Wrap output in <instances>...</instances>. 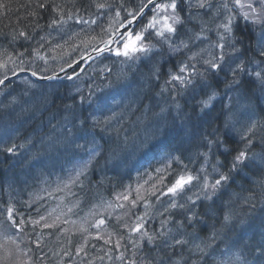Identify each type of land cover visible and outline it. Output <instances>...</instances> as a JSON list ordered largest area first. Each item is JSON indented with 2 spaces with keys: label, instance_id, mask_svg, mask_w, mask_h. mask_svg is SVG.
Wrapping results in <instances>:
<instances>
[{
  "label": "snow or ice",
  "instance_id": "1",
  "mask_svg": "<svg viewBox=\"0 0 264 264\" xmlns=\"http://www.w3.org/2000/svg\"><path fill=\"white\" fill-rule=\"evenodd\" d=\"M8 7V4L0 2V9L7 10ZM35 8L50 9L54 16L47 27L61 33L70 20L80 25L100 27L97 20L101 14L107 16L109 12L114 13V16L110 17L111 23L108 27L101 28L107 39L100 34L87 33L81 38V33L77 32L69 36L63 44L57 43L50 51L62 50L71 40L73 48H90L91 52L102 59L111 60L114 57L121 64H127L129 61L134 64L140 62L148 69L143 81L137 82L133 79L135 73L129 75L131 65L128 66V72L120 71L116 74H113L111 67L105 65L104 71L108 74L104 77L108 81L105 88L99 85L95 89L90 87L85 94L82 88L74 85V93L70 92L67 97L70 103L58 98L64 107L61 125L63 134L52 140L49 147L73 156L75 162L69 177L72 184L79 183L83 187L81 178L87 180L89 173L99 165L100 160L107 162L128 154V137H125L124 141L117 139V125L124 116L117 108L125 106L121 101L126 98L134 84L146 93L158 88L156 97L176 92V96L170 95L171 102L166 107H160L159 112L154 113L157 123L148 139L167 136L178 124L185 136H200V144L195 153L166 154L165 159L171 163L156 171L167 175H159L157 183H153L149 189L142 193V185L135 189L128 185L125 192L115 196V202L109 201L98 206L108 213L107 216L99 212L90 213L98 216L92 224V227L97 229L95 239L113 245L105 253L108 259H113L111 253L114 250L123 248L124 251H120L116 256L120 264H210V261L211 264H253L249 260V254L255 252L258 253L254 257L255 264H264V231L254 247H250L245 241V229L237 239L221 248V245L225 244V238L235 231L237 225L246 223L244 219L238 218L231 208V198L237 195L234 192L229 194L230 203L219 210L218 219L212 225L210 233L203 236L198 234V231H208L205 215L198 209L204 208L206 213H214L216 201L222 199L237 180L248 181L253 176H259L260 179L253 180L252 183L259 185L261 201L264 202V0H219L218 3H213V0H140L135 8L127 7L124 0H120L119 4L110 3L108 0H91L82 10L87 13L89 8H95L96 19L80 16L81 9L66 11L65 6L55 3V0H36ZM38 14V11L29 13L32 17H37ZM241 21L245 23L242 24ZM135 25L142 26L136 31ZM257 26L258 34L255 31ZM43 27L44 25L35 23L33 33ZM245 32L249 34L247 42L245 36L241 35ZM209 33L215 34V42L209 39ZM4 38L9 43L24 41L31 44L34 35L25 30L14 29L5 34ZM253 38L255 47L252 46ZM77 39L79 43H75ZM195 41H200L201 45L207 41L209 48L200 47L199 51L194 52L193 47L197 46ZM45 44L51 45V41L42 35L36 40L37 46L31 47L30 50L21 44L23 51L14 50V55L5 51L3 58H0V69L4 70L0 85H4L9 79L8 71L16 75V68L21 72L28 70L25 67L26 53L47 63V53L41 51ZM205 52H209L208 58L202 55ZM249 52L253 53V56L250 57ZM186 53V59H180L165 70V65L169 63V60L164 59L165 54L169 59H173L177 55L183 57ZM89 55L91 57V53ZM197 64L201 67L198 68ZM69 67L73 65L69 63ZM64 71L61 67V72ZM31 76L45 81H74L78 78V74L62 78L56 72L52 75H40L37 71H32ZM162 77L163 86L159 83ZM25 83L30 88L37 86L29 79H25ZM185 93L200 96L194 113L197 120L206 125L204 131H194L193 117L186 111L179 98ZM135 95L136 93H133V96ZM146 98L151 97L146 95ZM44 99L47 103L48 98ZM127 100L128 103L134 102L132 97H127ZM225 101L228 103L225 104ZM217 103L221 105L220 113L213 116ZM221 113L222 121L219 119ZM113 133H116V136H113ZM148 139L134 147H144ZM17 148L10 137H0V152L15 157L19 154ZM200 148L204 150L200 151ZM42 156V153L37 152L33 154L32 159L41 163ZM185 160L188 163H185ZM194 160L200 162L196 171L189 167ZM65 187H68V184H65ZM194 189L198 191H193ZM188 192H192V195H186ZM149 197H155L164 205L163 211L158 213L160 216L167 213L160 221L159 228L151 231L147 227L148 209L152 207ZM163 197L168 199L165 201ZM243 199L251 204L255 195L250 194ZM141 203L144 205L142 215L134 211ZM117 209L124 211L113 217L112 211ZM68 211L71 212L72 209L69 208ZM3 217L4 220L0 224H6L12 234L9 235L7 231L2 234L0 264H44V257H36L32 248L29 247L25 251L20 247L23 240L16 234L25 231L26 221L11 200L4 208ZM113 220L114 232L107 233L105 238L101 232L105 230L104 226ZM41 221H44L43 228H54L59 217L48 223L45 216H40L39 220L31 221L33 230ZM84 223L81 224L80 230L88 233ZM117 230L127 232V244H122L120 239L113 243L112 236ZM31 243L35 244L37 251L42 250L41 238ZM129 244L132 250L127 254ZM87 246L88 241L85 239L76 249L75 254L81 257L82 264H85L84 258L88 257ZM49 251L53 257H58L57 264H64V258L73 255L71 251L63 248L59 251ZM141 252L143 255H140ZM29 253L33 254L30 256ZM22 256L24 259H21ZM104 258H89L86 264H95L96 259L103 261Z\"/></svg>",
  "mask_w": 264,
  "mask_h": 264
},
{
  "label": "trees",
  "instance_id": "2",
  "mask_svg": "<svg viewBox=\"0 0 264 264\" xmlns=\"http://www.w3.org/2000/svg\"><path fill=\"white\" fill-rule=\"evenodd\" d=\"M0 2L6 3L9 6L7 10L0 9V57L3 58L2 54L5 53V51L7 54L13 55L14 50L23 51L21 44H23L24 48H29L30 50L31 47L37 46L36 40H38L40 36H46L47 39L51 41V45L45 44L41 51L47 53V63L28 56L27 53L25 54V67L29 71H37L40 75H52L53 72L57 73L61 70V67H65V64L69 65V63L81 58L83 52L78 48H73L71 46L73 41L71 40L68 41L62 50L55 49V51H50L57 43L63 44L64 41L68 40V37L74 33H81V38H83L85 33L89 35L100 34L105 39L108 38L107 35L101 31L96 32L97 29L94 27L96 25H91V27H89V25H80L76 24L74 20H70L68 24L64 26L63 33L48 28L47 25L54 16V13H52L50 9H36V0H0ZM49 2H51V0H49ZM108 2L119 4L120 0H108ZM124 2L127 7L135 8L140 3V0H124ZM216 2L217 0H213V3ZM55 3L64 5L66 11L74 12L77 9H81L79 13L80 16L96 19L97 10L95 8H89L87 13L82 10L83 6L91 3V0H55ZM32 11H38V16H30L29 13ZM121 15L123 16L124 13L122 12ZM149 15L151 14L149 13ZM112 16H114L112 12H109L107 16L101 14L100 19L97 20V24L103 23L105 28H107L111 23L110 17ZM204 19H208V17H204ZM37 22L44 25V27L36 29L35 33H33V28ZM189 27H192V25H189ZM14 29L17 31L25 30L33 34L34 40L31 44L24 41L9 43L4 36ZM82 29L84 31H82ZM255 31L258 34L259 27L256 28ZM210 34L209 36L213 35L212 33ZM241 35L245 36L247 42L249 34L245 32L241 33ZM254 41L255 39L253 38L252 46L255 44ZM75 43H79V39H77ZM198 44H201L200 41ZM157 47H159V45ZM248 55L251 57L253 53L249 52ZM164 59L169 60V63L165 65V70L170 68L172 64L179 62L177 56L173 59H169L167 54H165ZM107 62L111 63L109 60H107ZM95 65L97 64L95 63ZM123 65H127L125 67V72H128V66L131 65V72H129V75L131 76L132 73H135L133 79L137 82H142L148 71L147 67L140 62H136L135 64L133 62H128ZM10 66L12 65L10 64L9 68ZM98 67L92 72V75L99 74L95 77L94 81H98L96 85L105 88L107 84L104 83L108 81L105 80L104 77L108 74L103 70V67L102 69H98ZM111 68L113 74L118 73L119 68L114 66H111ZM45 69H47V71H44ZM18 70L19 68H17L16 71ZM11 74L12 71H8V76ZM3 75L4 70L0 69V79L3 78ZM85 76L81 78L82 85L88 84L92 79L88 80ZM25 79L31 80L29 77L21 76L10 81V83L5 85L0 91V128L2 126H7L10 130L7 131V133H0V137L5 139L10 137L11 142L18 146L17 151L19 153L15 157H9L3 152H0V222L4 220V208L11 200V203L26 221L25 231L16 234L23 240L20 247L25 251L29 247L32 248L36 257H44V264H57L58 257H53L49 249L52 251H59L61 248L73 253L70 258H64V264H82L81 257L77 256L75 253L76 249L85 239L88 241V246L86 248L88 257L84 258L85 264L87 259H95L97 256H104L105 258L103 261L96 259L95 264H120L116 256L120 251H124V249L114 250L111 253L113 259H108L105 253L108 249L112 248L113 245L105 244L104 240L95 239L97 229L92 227V224L98 216L91 215L90 213L99 212L107 216L108 213L105 212L102 207L98 206L109 201L115 202V196L125 192L128 185H131L132 189H135L138 185H142V193L145 189H149L153 183H157V177L159 175H167V173H158L156 171L157 169H164L167 164L171 163V161L165 159L166 154L175 153L179 155L180 152H183L185 155H188L195 153L200 144L199 134L192 137L185 136L178 124L176 129L169 135L159 139H148L157 123V118L154 113H158L160 107H166L171 102L169 98L170 95L176 96V93H165L162 95L161 99H158V97L155 96V92L159 91L158 88L146 93L140 91L136 87V84H134L132 89L128 92L132 96L126 94V98L121 101L122 104L127 102V105H133V110L131 108L127 109V105L120 110L127 118L124 122L125 130L130 129V127L133 128L130 132L124 134L123 131L119 129L118 132L121 133L122 137H120V134H118L117 137L119 141H124V138L128 137V154L119 159H110L107 162L100 160L99 165L89 173V178L87 180L83 177L81 178L84 185L81 187L79 183L72 184L69 180L75 162L73 156L59 150H53L49 147L52 140L61 137L63 134L61 125L63 123L62 113L64 112V107L63 103H61V99L58 98H63L65 103H70L71 101L67 99V97L70 92H73L74 88L72 89L71 86L74 85L70 84L72 82L40 84L32 80L37 86L30 88L25 83ZM159 83L163 86L164 77L161 78ZM53 86L55 87V91L51 93L49 88ZM84 91L85 93L88 92L86 90ZM133 93H136V95L133 96ZM146 95L151 98H146ZM229 95L233 94L229 93ZM45 97L48 98L47 103H45ZM127 97H132L134 102L128 103ZM199 98L200 96L196 98L186 96L183 97L182 102L180 100V102L185 105L186 111L192 115V124L194 125V131L197 133L204 131L206 128V125L197 120L194 113V108ZM118 99H120L119 96ZM157 101L159 103H157ZM224 103L227 104L228 101ZM220 107L221 105L217 103L213 116L220 113ZM219 119L221 121L223 120L222 113ZM143 122L144 126H146L145 131L141 130L137 124L131 126L132 123ZM207 131H211V129H207ZM113 136H116V133H113ZM146 139H148V143L144 147H134V145L138 146ZM19 145H24V147H19ZM199 150L203 151L204 149L200 148ZM256 150L259 151V148ZM37 152L43 154L41 163H37L32 159L33 154ZM184 162L188 163L187 160ZM199 163L198 160H194L189 167L193 171H196L199 167ZM208 171L211 172V169ZM168 179L170 180L171 176H169ZM259 179V176H253L251 180L248 181L237 180L236 184L230 187L229 192L225 194L222 199L216 201L214 213H206V209L204 208L198 209V211L205 215L208 224V231H198V234L203 236L210 233L212 225L215 224L218 219L219 210L230 203L229 194L234 192L237 195L231 198V208L237 214L238 218L244 219L246 223L243 225L238 224L235 231L225 238V244L221 245V248L223 249L228 243L237 239L245 229L247 230L245 241L250 247H254L260 240L261 232L264 231V202L261 201V189L258 184L252 183L253 180ZM65 184H68V187H65ZM250 194L255 195V199L251 204L246 203L243 199ZM149 199L152 202V207L148 209L149 216L147 227L151 231L159 228L160 221L167 216V213H165V216H160L158 213L163 211L164 205L157 201L155 197H149ZM162 199H164V197ZM180 202L183 203V200ZM59 203L62 204L57 205ZM252 205H255V207ZM64 208L67 209L64 218L59 219L56 227L43 228L44 221H41V223L35 227V230H33L31 221L39 220L40 216H45L47 222L52 223L53 220L57 218L55 213H60ZM69 208L72 209L71 212L68 211ZM123 211L124 210L119 209L112 211V216L115 217ZM134 211L142 215L144 212L143 203L134 209ZM125 219H127V217H125ZM85 220L87 223H84ZM64 221L68 222L64 223ZM82 223H84V227L88 228V233H84L80 230ZM114 223L113 220L110 224L105 225V230L101 232V235L107 238V233H113ZM73 225H77L76 229H72ZM171 226L172 225H169V227ZM6 231L9 235L12 234L11 231L7 229L6 224H0V241H2V234ZM189 231H191V229H189ZM37 238H41V251H37L35 244L31 243ZM116 239H120L122 244H127V232L117 230L112 236L113 243ZM131 250V245L129 244L127 254H130ZM177 251H179V249ZM33 253H29V255L31 256ZM82 255L83 254H81V256ZM140 255H143V252H141ZM185 255H187V252H185ZM255 255H258V253L253 252L249 254V260L252 261L253 264H255ZM0 257H2V253H0ZM21 259H24V257L22 256Z\"/></svg>",
  "mask_w": 264,
  "mask_h": 264
},
{
  "label": "rangeland",
  "instance_id": "3",
  "mask_svg": "<svg viewBox=\"0 0 264 264\" xmlns=\"http://www.w3.org/2000/svg\"><path fill=\"white\" fill-rule=\"evenodd\" d=\"M99 25H100V27H97V26H94V27H96V32H100L101 31V28H105V25L103 24V23H99ZM213 35L212 36H209V39H211V41L212 42H215V40H216V36H215V34L214 33H212ZM209 35V34H208ZM211 35V34H210ZM195 45H197V43H196V41H195ZM200 47H204V48H209V44H208V42L207 41H205L204 42V44H200V46L198 47V48H196V49H193V51L195 52V51H199V48ZM81 52H83V54L81 55V57H83V56H85V55H87V57L89 56V54L90 53H92L91 52V50L90 49H86V48H83V47H80V48H78ZM211 51V49H209V52ZM209 52H205V53H202V55L204 56V58H208L209 57ZM76 56V55H75ZM186 56H187V53L185 54V56H183V57H181V56H179V55H177V57L179 58V60L180 59H186ZM97 59V58H96ZM95 59V60H96ZM112 59H114V57L112 58ZM105 65H106V63H104V62H102V61H99V63H97V66H99L98 67V69H102V67H103V70H104V68H105ZM108 66V65H107ZM97 68H92V70H91V72H90V74H87L86 75V78L88 79V80H90L91 78H93V79H95V77L92 75V72L94 71V70H96ZM119 72V71H118ZM68 75H73V73L72 74H68ZM70 82V81H69ZM90 83V82H89ZM90 84H92V83H90ZM90 84H84V85H82V80H80L78 83H76V86H78V87H80V88H82V89H84V90H86V91H88V86L90 85ZM54 87V86H53ZM49 88L50 89V92L51 93H54V91H55V87L54 88ZM72 87V89L74 88V86H71ZM91 88H93L92 86H90ZM74 91H75V89L73 90V92L72 93H74ZM85 92V91H84ZM85 94H87V92L85 93ZM134 124H137V126H139V128L141 129V130H143V131H145L146 129V126H144V122L143 123H132L131 124V126H133ZM2 126V125H1ZM117 128H118V130L119 129H121L122 131H123V134L124 133H127V132H130L131 130H132V128L133 127H130V129H128V130H125V128H124V123H122L121 121H120V124L119 125H117ZM7 131H10L9 129H8V127L7 126H2L1 128H0V133H2V132H5V133H7ZM118 134H120V137H122V135H121V133L120 132H118ZM127 135V134H126ZM125 135V136H126ZM119 137V138H120ZM121 168V167H120ZM194 190H197V189H194ZM189 194H190V192H188V193H186V195H188L189 196ZM168 199V198H167ZM60 204H62V203H59V204H57V205H60ZM66 208H64V209H62L61 211H60V213H55V215H56V217H59V219H63L64 218V215H65V212H66ZM76 227H77V225H73L72 226V229H76ZM60 237V236H59Z\"/></svg>",
  "mask_w": 264,
  "mask_h": 264
},
{
  "label": "water",
  "instance_id": "4",
  "mask_svg": "<svg viewBox=\"0 0 264 264\" xmlns=\"http://www.w3.org/2000/svg\"><path fill=\"white\" fill-rule=\"evenodd\" d=\"M136 26V25H135ZM135 26H134V28H135ZM118 35H119V33H117V37H118ZM96 56V53H92L91 54V57H90V55L88 56V57H86V58H84L82 61H79V63H76V64H74L73 65V67L75 68L77 65H79L80 63H82L83 61H91L92 60V58L93 57H95ZM72 67V68H73ZM71 68V67H70ZM70 68L68 69H66L65 70V72H67V71H70ZM22 74H25V75H29V76H31V72H28V71H25V72H21V71H19L17 74H16V76H19V75H22ZM59 75H61V73H59ZM32 77V76H31ZM33 79H35L36 81H45V80H37V78L36 77H32ZM7 81H10V77H9V79L7 80ZM7 81H5V83L7 82ZM2 87V85H0V88Z\"/></svg>",
  "mask_w": 264,
  "mask_h": 264
},
{
  "label": "bare ground",
  "instance_id": "5",
  "mask_svg": "<svg viewBox=\"0 0 264 264\" xmlns=\"http://www.w3.org/2000/svg\"><path fill=\"white\" fill-rule=\"evenodd\" d=\"M254 43H255V41H254ZM253 47H255V44H253ZM0 58H1V57H0ZM62 63H64V62H62ZM72 65H73V64H72ZM65 66H67V65L65 64ZM67 67H68V66H67ZM10 68H12V66H10ZM69 68H70V67H68V69H69ZM73 69H74V67H73V68H72V67L70 68V74L73 73ZM16 70H17V68L15 69V72L18 73ZM58 72L61 73L62 75H65L68 71H67V72H65V71H64V72H61V70H59ZM8 77H10V81H12L13 79H15V78L18 77V76L13 75V73H12V74L9 75ZM10 81H7V82H6L4 85H2V86L8 85V84L10 83ZM12 84H13V83H12ZM127 95H128V96H132L130 93H127ZM161 98H162V96H159V97H158V99H161ZM168 101H169V100H168ZM165 102H166V101H165ZM127 106H128L127 109L131 108V109L133 110V108H134L133 105H130V104H128ZM135 107H136V106H135Z\"/></svg>",
  "mask_w": 264,
  "mask_h": 264
}]
</instances>
